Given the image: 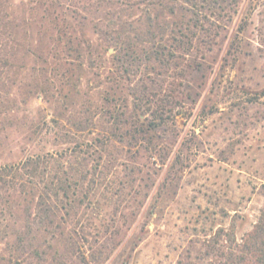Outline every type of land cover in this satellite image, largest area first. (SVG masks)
Masks as SVG:
<instances>
[{"label":"rangeland","instance_id":"obj_1","mask_svg":"<svg viewBox=\"0 0 264 264\" xmlns=\"http://www.w3.org/2000/svg\"><path fill=\"white\" fill-rule=\"evenodd\" d=\"M2 3L19 32L13 46L28 55L6 87L0 165L61 153L74 142L105 146L101 158L93 156L98 189L60 209L63 234L34 232L22 253L10 236L0 257L11 264H176L201 258L218 229L237 241L252 230L264 205V0ZM197 19L191 46L170 35L180 21ZM143 86L163 96L176 89L152 145L106 143L133 110L140 124L151 120L153 104L137 101ZM86 117L90 132L73 135ZM42 118L56 120L54 131ZM12 228L22 233L19 218Z\"/></svg>","mask_w":264,"mask_h":264},{"label":"trees","instance_id":"obj_2","mask_svg":"<svg viewBox=\"0 0 264 264\" xmlns=\"http://www.w3.org/2000/svg\"><path fill=\"white\" fill-rule=\"evenodd\" d=\"M152 5L154 4H149L147 1L145 6L150 8ZM3 7L0 0V118H4L8 112L9 93L6 87L22 68L17 62L28 55V50L24 51L21 46H13L17 43L15 37H18L19 32L9 18L6 8ZM169 9V13H172L173 7L170 6ZM197 22L199 19L195 20L194 24H190V21H180L179 25L176 24L169 30V33L174 36V39L175 35L183 36V39L178 40L179 43L191 46L188 41L191 40L192 34L195 35L193 29H196ZM164 32V29L159 32V41L163 39ZM157 53L155 58L163 61L164 54ZM42 62L45 63V61ZM42 72H44L43 69ZM27 88L23 86L22 90ZM167 89L168 93L163 96L160 93L146 94V87H141L137 101L141 104L140 106L146 105L147 102L153 104V109L150 111L151 120L147 124H140L139 115L133 110L127 117L129 121L121 119L119 128H114V132L110 129L111 135L106 138V143L115 140L130 146L134 143L133 141L139 139L146 140L149 145H152L154 132L160 129L161 123L164 122L163 107L166 106L164 103H169V99L172 100L170 103L176 99V89L171 86ZM39 92L44 93L45 90L42 89ZM24 93H29L28 89ZM87 118L74 124L73 135L80 136L90 132L91 124ZM55 121L46 122V119L42 118L40 123L47 126L48 130L54 131L53 129L57 127ZM69 131L71 130L65 133L71 136ZM55 135L60 136L59 132ZM74 143L61 153L31 155L15 163L0 165V243L3 244L8 237L15 236L14 250L22 253L26 237L34 232H48L52 239L61 236L64 224L60 216L62 206L71 209L76 202L74 197L77 196H81L79 203L83 204L88 200V193L98 189L97 179L92 178L94 176L92 172L96 173L99 165H94L95 157L93 156L101 158L97 153H102L105 143L98 142L94 145L88 142ZM64 202H66L65 205H63ZM18 218L22 229L19 235L12 228ZM203 248L201 258L186 255L176 264H198V261L203 259L207 260L206 264H264V205L252 230L240 241L236 240L231 231L218 229L203 244ZM0 264H11V261L0 257Z\"/></svg>","mask_w":264,"mask_h":264}]
</instances>
